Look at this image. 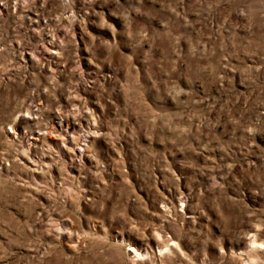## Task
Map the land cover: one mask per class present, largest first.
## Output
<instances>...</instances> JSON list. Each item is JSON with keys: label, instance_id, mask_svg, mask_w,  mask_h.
Masks as SVG:
<instances>
[{"label": "rangeland", "instance_id": "1", "mask_svg": "<svg viewBox=\"0 0 264 264\" xmlns=\"http://www.w3.org/2000/svg\"><path fill=\"white\" fill-rule=\"evenodd\" d=\"M254 241L264 0H0V264H264Z\"/></svg>", "mask_w": 264, "mask_h": 264}, {"label": "bare ground", "instance_id": "2", "mask_svg": "<svg viewBox=\"0 0 264 264\" xmlns=\"http://www.w3.org/2000/svg\"><path fill=\"white\" fill-rule=\"evenodd\" d=\"M94 133H95V132H88L87 135H86V139H85V141L88 139V137H91ZM84 150H85V148H83V147L79 148V151H80L81 153H83ZM254 243L257 244V245H260L261 247H262L263 244H264L263 242H257V241H256V242L254 241Z\"/></svg>", "mask_w": 264, "mask_h": 264}]
</instances>
